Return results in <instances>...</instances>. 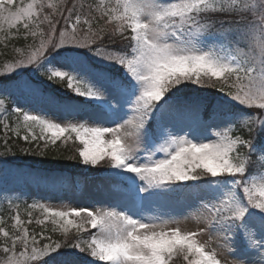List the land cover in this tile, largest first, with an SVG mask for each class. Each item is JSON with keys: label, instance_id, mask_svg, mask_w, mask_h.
<instances>
[{"label": "snow or ice", "instance_id": "1", "mask_svg": "<svg viewBox=\"0 0 264 264\" xmlns=\"http://www.w3.org/2000/svg\"><path fill=\"white\" fill-rule=\"evenodd\" d=\"M21 37L0 157L83 169L29 171L47 200L2 197L0 264H264V0H0V44ZM87 187L102 198L48 202ZM172 200L203 227L164 219Z\"/></svg>", "mask_w": 264, "mask_h": 264}, {"label": "trees", "instance_id": "2", "mask_svg": "<svg viewBox=\"0 0 264 264\" xmlns=\"http://www.w3.org/2000/svg\"><path fill=\"white\" fill-rule=\"evenodd\" d=\"M85 3L91 2V0H84ZM22 30V26H21ZM15 31V30H13ZM26 43H31V38L25 41L22 37L19 39H13L5 47L3 44H0V62L6 58H11L14 55V47L24 46ZM114 74L119 75L115 69H113ZM53 91L63 93L64 88L60 85L53 84L51 85ZM210 99H214L218 96H221V93L216 90H209ZM2 143V141H0ZM9 143H12L10 140ZM15 143L27 147L28 145L24 143L23 140H16ZM78 143V142H76ZM75 147V144L69 142L67 146L57 144L56 148L58 151L64 153L65 155H70L72 149ZM3 149L0 148V151ZM56 153L52 148H49V155L46 157H39L35 155H25L16 151L15 155H9L8 157H0V180L7 183H19L28 179L27 173L35 169H48V168H59L61 170H67L71 174L75 175L78 172H81L83 169L82 165H79L77 162L69 161L67 159H56L54 158ZM7 162L6 165L4 162ZM6 169V170H5ZM95 174V173H92ZM29 180V179H28ZM30 181V180H29ZM31 182V181H30ZM32 183V182H31ZM34 184V183H33ZM45 192L44 188H42ZM35 198L34 196H29L28 200ZM24 219H27L26 216H23ZM35 227V226H34ZM50 227V226H49ZM38 230V229H37ZM59 235V234H57ZM175 264H184L182 258H178L175 261Z\"/></svg>", "mask_w": 264, "mask_h": 264}, {"label": "rangeland", "instance_id": "3", "mask_svg": "<svg viewBox=\"0 0 264 264\" xmlns=\"http://www.w3.org/2000/svg\"><path fill=\"white\" fill-rule=\"evenodd\" d=\"M27 2V0H25ZM116 70V69H115ZM116 72L121 75L122 70ZM222 95V94H221ZM22 103V102H21ZM112 126V125H107ZM211 129L205 135L210 136ZM207 142V141H205ZM92 175H96L92 174ZM98 181L93 179L90 184L95 185ZM85 195L83 197H76L73 194L69 193L65 196L63 201L59 199L61 193L52 194V199L48 200L49 203L53 204L54 206H74V207H81V206H89L88 202L90 200H97L101 199L102 197L95 191L94 187H87L85 188ZM4 196H11V197H19L21 203L23 202H32L34 199L28 200L29 196H34L35 199L44 198L47 200L49 193L44 191L42 187H37L35 184L31 183L28 179L19 182V183H7L5 181L0 180V211L3 213H7V203L2 199ZM98 206V205H97ZM158 212H165L168 215H165L163 218L168 219L171 216L173 219L178 220L179 227L183 230H195L197 227H203L202 224L198 225L197 222L193 219L197 212L195 209H186L183 207L182 201L172 200L167 203H164L162 207H160ZM171 227H175V224L170 225ZM201 240H207V235L200 237ZM230 259V258H229Z\"/></svg>", "mask_w": 264, "mask_h": 264}]
</instances>
